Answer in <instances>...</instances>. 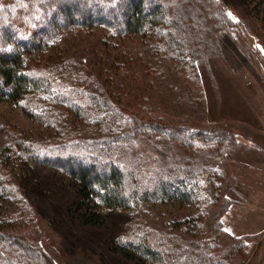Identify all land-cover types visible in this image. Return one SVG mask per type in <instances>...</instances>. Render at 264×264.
Wrapping results in <instances>:
<instances>
[{
  "label": "rangeland",
  "instance_id": "374dc122",
  "mask_svg": "<svg viewBox=\"0 0 264 264\" xmlns=\"http://www.w3.org/2000/svg\"><path fill=\"white\" fill-rule=\"evenodd\" d=\"M214 1L208 6L232 11L236 24L231 29L214 25L203 34L194 53V76L179 74L165 53L156 54V38L117 37L102 25L71 29L30 61L39 66L66 62L71 70L60 73L58 81L84 86L92 77L123 113L146 123L232 135L229 143L197 139L195 152L160 134L134 143L131 154L149 170L195 156L204 179L191 182L202 187L200 197L203 192L209 197L198 203L141 201L123 210L80 202L75 181L59 168L27 159L23 147L92 136L97 128L85 133L75 112L53 101L51 126L48 119L30 118L18 104L0 101V172L14 200L1 211L15 219L12 235L20 241L23 236L53 264H170L174 250L195 237L185 225L175 228L177 221L201 213V235L210 234L215 213L233 200L220 217L228 234L220 242L223 246L243 233L249 254L234 257L232 264H264V0ZM0 7L23 17L38 13L26 0H0ZM139 238L168 251L165 261H140L125 249V243Z\"/></svg>",
  "mask_w": 264,
  "mask_h": 264
},
{
  "label": "trees",
  "instance_id": "16d2710c",
  "mask_svg": "<svg viewBox=\"0 0 264 264\" xmlns=\"http://www.w3.org/2000/svg\"><path fill=\"white\" fill-rule=\"evenodd\" d=\"M31 1L38 11L37 16L23 17L13 13L11 8L0 7V101L20 105L23 112L37 122L45 123L48 119L49 126V115L54 113L50 104L53 101L64 106L67 112H75L73 116L80 119L85 133L92 127L97 131L92 132V136L86 133V137H70L49 145L27 143L23 147L25 157L65 172L75 181L83 203L93 201L110 209L123 210L141 201L198 203L206 198V192L200 197L202 187L198 183L204 175L194 164L195 156L188 154L182 163L169 161L149 170L144 160L131 154L134 143L160 134L174 138L181 147L195 152L196 144L200 145L197 139L229 143L232 135L225 131L212 135L187 128L176 131L158 123H146L123 113L92 77L85 80L88 86L86 83L68 86L58 81L60 73L71 70L66 62L39 66V62L30 61L38 60L36 56L61 39L65 32L102 25L117 37L139 34L156 38L155 53H165L163 55L174 63L179 74L194 76V53L201 49L197 43L203 41V34L213 30L214 25L233 28L236 24L233 12L208 6L214 0H26ZM209 20L213 23L207 24ZM103 128H107V134L102 132ZM3 151L9 153L8 147ZM8 153L4 157L7 158ZM4 161L7 167L6 159ZM4 177L0 172V264H53L40 249L23 240V236L20 235V241L9 232L15 219L6 218L1 210L14 200ZM192 179L198 183L193 184ZM231 202L234 201L227 202L215 213L210 234L201 235V213L177 221L175 228L185 225L184 229L195 237L186 246L174 250L169 257L170 264H232L234 257L249 254L246 241H242L244 235L230 237L231 241L223 246L220 242L223 233L228 235L221 230L220 217ZM124 247L140 261L164 262L169 253L140 238L125 243Z\"/></svg>",
  "mask_w": 264,
  "mask_h": 264
},
{
  "label": "crops",
  "instance_id": "0c3cea01",
  "mask_svg": "<svg viewBox=\"0 0 264 264\" xmlns=\"http://www.w3.org/2000/svg\"><path fill=\"white\" fill-rule=\"evenodd\" d=\"M232 207V206H231ZM231 210V209H230ZM230 210H228L227 212H230ZM226 212V213H227ZM224 218V217H223ZM231 225V224H230ZM229 227H231V226H229ZM238 233V232H237ZM235 233H233V235H234ZM240 235H242L243 233H239Z\"/></svg>",
  "mask_w": 264,
  "mask_h": 264
}]
</instances>
